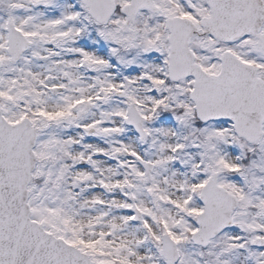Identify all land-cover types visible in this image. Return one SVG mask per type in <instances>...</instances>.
Masks as SVG:
<instances>
[{
    "label": "snow or ice",
    "instance_id": "obj_1",
    "mask_svg": "<svg viewBox=\"0 0 264 264\" xmlns=\"http://www.w3.org/2000/svg\"><path fill=\"white\" fill-rule=\"evenodd\" d=\"M0 264H264V0H0Z\"/></svg>",
    "mask_w": 264,
    "mask_h": 264
}]
</instances>
